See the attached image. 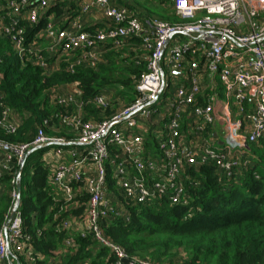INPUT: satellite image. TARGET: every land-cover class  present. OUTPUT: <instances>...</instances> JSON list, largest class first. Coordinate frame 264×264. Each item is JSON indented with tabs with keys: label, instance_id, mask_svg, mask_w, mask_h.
<instances>
[{
	"label": "built area",
	"instance_id": "1",
	"mask_svg": "<svg viewBox=\"0 0 264 264\" xmlns=\"http://www.w3.org/2000/svg\"><path fill=\"white\" fill-rule=\"evenodd\" d=\"M64 1L75 2L76 14L64 6L49 13ZM171 3L181 20L175 25L141 18L114 0H0V36L23 66L45 75L96 70L122 49L123 59L133 53L136 64L146 65V72L130 76V89L104 87L87 100L68 86L46 92L48 105L75 110L60 121L72 128V140L47 136L48 117L31 143L0 141V180L14 159L19 166L26 152L42 150L48 180L63 200L58 227L67 235L65 247L74 246L73 236L90 237L113 264L151 263L130 259L105 237V221L127 220V205L185 206L186 185L195 183L191 173L213 163L230 175L249 164V145L264 143V0ZM95 25L93 33L86 31ZM3 100L0 93V108ZM20 121L3 110L0 122L10 133ZM153 142L155 155L148 150ZM11 198L14 203L15 190ZM64 252L47 264H64ZM10 255L41 259L23 233L18 208L6 237L0 231V264Z\"/></svg>",
	"mask_w": 264,
	"mask_h": 264
},
{
	"label": "trees",
	"instance_id": "2",
	"mask_svg": "<svg viewBox=\"0 0 264 264\" xmlns=\"http://www.w3.org/2000/svg\"><path fill=\"white\" fill-rule=\"evenodd\" d=\"M114 1L141 18H156L169 25L181 21L173 12L171 0ZM60 6L76 14L74 1L57 3L49 13L59 14ZM42 23L27 33L38 31ZM98 27L86 31L93 33ZM126 52L127 49L112 51L105 57L106 64L96 70L79 68L74 73L45 75L37 67L21 65L10 41L0 36V93L4 95L5 107L0 108V121L4 109L21 119L14 133L0 122V141L31 143L39 124L48 117L52 124L44 129L47 136L72 140V128L60 121L75 110L48 105L46 92L68 86L83 91L87 100L104 87L130 89V76L146 72V65L136 64L133 53H129L130 59H123ZM153 145L148 148L151 155L156 154L155 142ZM247 153L249 164L233 169L230 175L213 163L191 173L195 183L186 185L189 204L172 206L168 201L157 200L145 206L127 205L128 219L105 221L101 225L104 235L121 246L130 259L151 264H264V143L249 145ZM42 154V150H37L26 158L18 206L23 233L41 259L30 262L22 256L12 259L10 255L7 264H47L50 257L64 250V264H113L109 251L98 247L90 237L73 236L74 246L65 247L67 235L58 227L64 218L60 211L63 200L48 180ZM13 167L0 180V231L14 204L11 193L20 167L15 159Z\"/></svg>",
	"mask_w": 264,
	"mask_h": 264
},
{
	"label": "water",
	"instance_id": "3",
	"mask_svg": "<svg viewBox=\"0 0 264 264\" xmlns=\"http://www.w3.org/2000/svg\"><path fill=\"white\" fill-rule=\"evenodd\" d=\"M37 151V149H31L29 150L28 152H26L23 156V159H22V162L20 164V167L18 169V173L16 175V183H15V190H16V193H17V199L15 200L11 210H10V213L7 217V219L5 220L4 224H3V232H4V236L6 237V228L10 222V220L12 219V216L15 212V210L18 208L19 206V197H20V190H21V182H20V177H21V172H22V169H23V166H24V163L26 161V158L32 154L33 152ZM124 262L126 263L127 261L124 260Z\"/></svg>",
	"mask_w": 264,
	"mask_h": 264
},
{
	"label": "rangeland",
	"instance_id": "4",
	"mask_svg": "<svg viewBox=\"0 0 264 264\" xmlns=\"http://www.w3.org/2000/svg\"><path fill=\"white\" fill-rule=\"evenodd\" d=\"M81 2L84 1V0H80ZM144 0H138L139 3H143ZM141 5V4H140ZM142 6V5H141ZM2 191L4 192V189L2 187ZM106 237V236H105Z\"/></svg>",
	"mask_w": 264,
	"mask_h": 264
}]
</instances>
